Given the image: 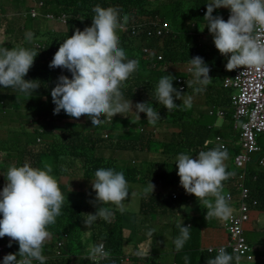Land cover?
<instances>
[{
    "label": "trees",
    "instance_id": "obj_1",
    "mask_svg": "<svg viewBox=\"0 0 264 264\" xmlns=\"http://www.w3.org/2000/svg\"><path fill=\"white\" fill-rule=\"evenodd\" d=\"M16 1L0 0V7L3 9L4 3L10 2V6L15 9L13 4ZM208 2L209 0H43L42 9L46 14L52 15V18L47 19L44 16L31 18L25 14L28 13L29 7L22 9L24 10L23 16L19 14L0 16V24L6 23V31L0 47L11 49L22 46L36 50L38 55L24 79L38 80L40 84V87L30 95L20 92L18 89L4 88L0 85V123L2 127L0 130V191L6 183L4 176H6L11 163L15 166H23L28 160L30 161L28 164L41 169L44 167V163L50 164L53 170L52 174L55 173L57 177L68 176L71 179L74 176H79L82 181H92L95 171L99 168L122 171L128 181L130 192L129 198L124 201V204L130 200L134 201L131 196L132 186L137 183L140 184V187H144L143 189L148 186L144 185L149 175L156 179L152 183L159 185L152 195L149 194L147 197L139 195L138 212L133 213V207L128 206L123 212L112 207L113 215L108 221L98 219L89 228H86L83 223L86 219L85 214L88 210L89 213L94 214L100 206L91 202L94 201L95 192L91 188L87 192L76 193L77 196H75L73 191L67 192L64 186L59 185L61 191L71 194V198L64 203L62 214L56 218L55 224L49 226L51 237H58L62 234L69 235L73 231H77L88 234V238L83 243H81V239H78L74 247L66 248L65 252L69 254L68 258L59 257L54 253L55 248H50L45 252L50 258L48 261L45 260V264H118V262L110 263L109 260L94 263L89 256L77 255L81 247L88 251L90 245L100 243H103L105 251L113 256L122 254L125 246L134 250L136 254L145 253L147 250L139 251L140 245L150 243L151 237L148 235L150 230L147 228L155 221L162 224V221L167 219L169 226L173 229L180 228L179 226H191L200 230L206 228L203 211L200 209L202 206L194 195L187 194L180 186L175 163L179 154L195 152L214 134L212 128L205 126L200 121V114L195 115L194 119L192 118L195 111L202 112L201 108L204 104L209 105L212 110L227 109L230 104L232 91L223 87L225 76L222 74L223 69L219 68L220 63H227V58L220 55L215 48L213 37L208 31L207 22L204 19ZM96 5L104 8H117L121 21L127 16V21L132 19L133 22L136 20L150 22L143 32L140 30V34L136 35H131L130 32L121 33L119 28L117 29L120 39L119 46L125 50L127 59L139 62L135 76L128 78L125 87L121 89L124 98L131 100L134 108L135 104L139 102H148L152 105V102L155 101L152 96L154 97L155 88L161 77L173 76L175 78L173 87L179 90L177 78L183 77V74L188 76L187 78L183 77L185 82L182 84L183 88L179 90L183 96L180 100L175 101L178 105L177 108L168 113L169 111L165 107L162 106L160 109L154 106L161 117L154 129L159 126L165 130L162 140H154L150 138V135L142 134H132L130 137H126L124 132L117 128L121 124L129 123L147 127L149 123L145 113H140V117L137 116L135 119L125 120H121L115 115L111 122L106 120L98 127H93L91 120L86 116L79 119L71 118L63 110L59 114H53L55 105L52 102L51 90L55 87L59 76L65 75L71 78V73L66 69L50 68L49 64L66 38L73 35L76 29L82 31L85 27L91 26L94 15L92 9ZM228 10L219 8L214 10L213 15H219L225 20ZM60 14H65L64 20H57ZM13 16H16L17 25H23L21 27L23 29L22 40L13 31V20L11 19ZM36 19L40 24L45 25V31L35 30L32 32V40L29 41L26 39V33L31 32ZM152 22H156L157 25L166 23L171 32L161 36L148 37L146 33L153 28ZM175 25H180L181 29L174 28ZM204 35L206 39L203 38ZM12 37L14 40H11ZM41 39L43 41H40ZM32 42L40 46L33 45ZM143 49H147L148 52L143 53ZM160 53L161 59L157 60V55ZM196 56L202 57L208 65L209 76L212 79L205 91L193 95L192 88L187 87V81L193 79L191 73L186 71L177 73L175 68L189 65V59ZM214 69L221 71H219V77H216L217 74L212 76ZM189 96H192V107L184 109L183 101ZM18 103L24 106L25 118H29L37 128L27 130L23 126H19L20 129L11 128L6 131L10 123L5 120L11 119L12 108L15 106L17 109ZM20 116L23 117L21 114ZM228 117L232 121L230 113L225 118ZM69 119L72 121L69 122ZM62 124L69 128L66 133H61L53 141L51 139L43 140V135H50L51 130L58 129V125ZM132 126L129 125V127ZM40 128L43 129L42 132L39 130ZM59 130L64 131L62 128ZM7 132L8 135L11 134L8 137L11 146L5 138ZM217 134L221 136L218 143L200 149L206 151L223 144L228 147L229 153L236 154L238 152L232 146V140L228 142L220 132ZM12 135L24 140V146L18 151L17 158H11L15 153L13 147L16 145L17 139ZM103 135L106 137L103 138ZM129 138L133 140L134 145L127 144ZM127 148L139 151L147 150L157 154L158 158L153 162L145 159L146 163H144L135 162L133 159L119 161L114 157H108L107 153L110 151H122ZM250 170L247 187L250 189L251 198L257 201L256 205H250L253 210L251 213L255 210L262 212L264 211V167L254 163ZM167 209L174 210L173 214L169 213L168 218L165 213ZM129 210L131 212L128 213ZM204 213L206 214V209H204ZM159 217H162L163 220ZM0 219H2V214H0ZM124 230L129 231V234L124 235ZM246 238L252 244L253 239L247 231ZM262 241L264 242V239ZM227 242H230V237ZM187 245L184 244L183 247ZM49 247L51 244L47 245L45 249ZM18 251L17 242L13 241L9 247L7 237L0 238V260H3L4 256L16 254ZM226 251L233 255L231 250ZM216 255L217 253L209 254L206 250L199 256L197 264H206L209 258H214ZM262 255H264V247ZM70 256H74V258ZM151 257L152 255H148L146 262L151 261ZM19 259L21 258L18 256L17 260ZM135 260L132 258L129 264H133ZM74 261L76 262L73 263ZM33 264H39V261L34 260Z\"/></svg>",
    "mask_w": 264,
    "mask_h": 264
},
{
    "label": "clouds",
    "instance_id": "obj_2",
    "mask_svg": "<svg viewBox=\"0 0 264 264\" xmlns=\"http://www.w3.org/2000/svg\"><path fill=\"white\" fill-rule=\"evenodd\" d=\"M42 6L41 1L29 5V11L25 14L31 18L41 16L47 19L52 18V15L43 11ZM219 8L229 9L230 15L227 21L219 15H213L214 10ZM92 11L94 15L91 26L85 27L82 31L76 29L73 35L66 38L54 54L49 67L66 69L71 73V78L65 75L59 76L55 87L51 90L52 102L55 105L53 114H59L63 110L71 118L79 119L86 116L91 120L93 127H98L106 120H112L115 115L124 116L132 110V101L124 98L121 89L125 87V82L130 75L135 74L139 62L127 59L125 50L119 46L117 29L121 27V23L127 21L128 17L125 16L121 21L119 10L115 7L104 8L96 5ZM64 18L65 14H60L57 20H64ZM204 19L213 37L215 48L220 55L227 58L225 65L227 71L239 68L264 69V0H209ZM119 30L125 34L129 32L120 28ZM21 37L23 39V32ZM32 38L33 33H26L27 40L31 41ZM32 43L40 46L35 42ZM37 55L36 50L22 46L11 49L0 47V85L4 88L18 89L29 95L36 91L40 87L38 80H25L24 77L33 66ZM188 71L193 79L187 81V87L192 88L193 95L205 91L212 78L209 76L210 68L203 58L196 56L189 59ZM174 79L171 75L161 77L155 88L154 97L152 96L155 100L152 102L153 106L148 102L136 103V115L140 117V113H145L148 123L155 126L161 117L154 106L160 109L163 106L167 111L177 108L175 101L180 100L183 94L173 87ZM184 82L185 79L182 84ZM191 107L192 96H189L183 101V108ZM218 110L224 112L223 119L229 113L232 116L230 104L227 109L213 111ZM231 122L232 129L237 132V135L228 142L232 140V146L238 150L236 154L229 153L228 147L223 144L206 151L200 149L219 142L221 136L217 133L220 131L209 127L214 130V134L204 142L203 146L198 147L199 152L181 153L176 157L175 165L178 169L180 186L187 194H192L199 200L205 222L216 218L227 224L232 215H237L239 205L233 202L239 196V185L246 183L247 186L249 179L251 170H246L244 182L239 176L232 177L228 181L229 186L223 190L222 182L232 175L226 170L225 161L235 159L242 152L241 135L238 133L239 130L234 128L233 120ZM154 126L147 127L153 131ZM144 128L146 127L138 125L132 134L143 135ZM262 150L264 155V149ZM254 163L261 166L259 160H251L246 168L250 169ZM230 169L238 170L239 168L235 165ZM51 172L52 166L48 163H44L43 169L32 167L28 163L23 166L8 167L4 176L6 183L0 191V214H2L0 238L9 237V247L13 241L17 242L19 251L16 254L4 256L3 260H0L3 264H33L34 260L39 261V264H45V260L50 259L48 255L45 254L46 258L43 255L44 244L51 237L48 228L55 224L56 218L62 214V207L67 200ZM91 187L95 192L94 201L91 202L100 206L94 214H85L86 219L83 223L86 228L98 219L108 221L113 215L112 206L121 212L125 211L124 201L128 200L130 192L128 181L122 171L118 172L111 168L97 169L91 181ZM154 189L155 185L150 181L143 193H131V196L147 197L149 194L152 195ZM227 194H230L232 199H229ZM252 211L250 208L249 213ZM248 222L243 225L244 235H246ZM179 227L180 236L174 240L177 251L181 250L189 239L191 228V226ZM148 235L151 237L153 232L149 231ZM68 238L69 235H64L61 245L54 247V253L59 257H69V254L65 252V249L69 247ZM250 245L256 255L255 247ZM209 251L212 250L209 249ZM87 253L93 260L105 258L102 262L109 260L110 263L118 262L119 264L128 261V257L123 253L113 256L105 251L103 243L90 245L88 251L85 249V253L81 256L84 257ZM148 255L153 257L156 254L147 250V253L136 258L133 264H148L146 262ZM18 256L21 259L17 260ZM70 257L74 258V256ZM121 258L127 260L121 261ZM184 259L187 262L188 257L185 256ZM234 259L235 264H240L239 255L233 257L224 247H221L217 250V255L209 258L206 264H233Z\"/></svg>",
    "mask_w": 264,
    "mask_h": 264
},
{
    "label": "rangeland",
    "instance_id": "obj_3",
    "mask_svg": "<svg viewBox=\"0 0 264 264\" xmlns=\"http://www.w3.org/2000/svg\"><path fill=\"white\" fill-rule=\"evenodd\" d=\"M39 1H43V0H17L13 6L15 7L12 8L10 6V2L4 3V8L2 9V7H0V16L2 15H21L23 16V11L22 9H28L29 5H32L36 2ZM223 10L225 8H222ZM228 10V9H225ZM16 16L11 17V19L13 20V31H15V34L22 40L21 37V33L23 32V29L21 28L23 25H17V21H16ZM174 28L177 29H181L180 25H175ZM39 29L41 32L45 31V25H42L39 23V21L36 19L33 22L32 25V29H31V33L34 32L35 30ZM6 31V23H1L0 24V44H1V40L4 39V33ZM3 34V35H2ZM203 38L206 39V36L204 35ZM11 40H14V37L11 38ZM40 41H43L42 39ZM158 56H161V53L157 55V60ZM225 64H221L219 68L223 69V76L225 77H230L231 76V72L227 71L225 68ZM189 65H181L177 68H175L177 70V73H182L183 71H186L187 73H190L188 71ZM212 71V70H211ZM220 70H216L214 69V74L212 75L213 77L215 76V74H217L216 77L220 76ZM213 72V71H212ZM135 74L132 73L130 75L129 78L134 77ZM184 78H187L188 76H185L183 74ZM180 79V83L182 84L183 82V78L179 77ZM178 83V81H176ZM178 83V84H180ZM215 84H217V82H215ZM23 104L18 103L17 104V109L15 108V106L12 108V112L13 114L10 116L11 119L9 118V120H5V122L10 123V126L7 127L6 131L8 129L14 128L17 129L19 128V126H23L25 129L27 130H34L35 127L37 128L36 124L34 125L31 120L29 118H25L24 116V112L25 110H23ZM208 109L209 105L204 104L203 107L201 108L202 112L200 110H196L194 115L192 116V118H195V115H199V119L200 121H202V123L205 126H209V127H213L214 129H218L222 135V137L228 141L230 139H234L237 135V132L234 131L232 129V122L230 120V118H216L214 116H210L208 115ZM230 112V110H229ZM170 113V111L168 112ZM20 114L23 116L21 117ZM117 116L119 117V119L121 120H125V119H135L137 118L136 115V111L135 108L132 107V110H130L128 113H125L124 116L117 114ZM126 116V117H125ZM103 118V117H102ZM69 122H71L72 120L69 119ZM112 120H110L111 122ZM78 122V121H77ZM157 124V123H156ZM155 124V125H156ZM133 125V123H129V124H121L119 125L117 128H120V131L124 132V135L126 137H130V135L132 134V132L135 131L136 127L138 125L134 124L132 127H129ZM148 126H154V125H150L148 124ZM1 123H0V130H1ZM59 128H62L64 131L59 130ZM175 128V127H174ZM20 129V128H19ZM41 130V128L39 129ZM67 130H69V128L65 125H58V129H53L50 131V135H43L42 138L44 141H48L51 139V141L55 140L57 138V136H59L61 133H66ZM163 131H165L162 127L156 126V128L151 131V129L149 127L144 128L143 131V135H150L151 139L154 140H162V135H163ZM42 132V130H41ZM240 133V132H238ZM11 136V134L8 135L5 134V138L6 141L8 142V137ZM13 137L17 138L16 139V145L13 147V149L15 150V153H13V155L11 156V158H17L18 157V151L20 150V148L22 146H24L23 144V139L16 136V135H12ZM257 139L259 140V144L260 146L264 149V134L261 136H257ZM123 143V142H122ZM8 144L11 146L10 142H8ZM127 144L128 145H134V142L131 138H129L127 140ZM197 152L200 151V149L197 148L196 150ZM108 157H114L116 159H118L119 161H124L126 159H133L135 162H145V159H148L150 162H153L154 160H157L158 155L152 152H148L146 151H139L138 149L136 150H132L131 148H127L125 150L122 151H110L107 153ZM256 152H248L245 154L246 157H248L250 160H254L257 161L260 159V157H258L256 155ZM195 158V157H194ZM242 159H227L225 161L226 164V170L228 172H231L232 175L230 176V178H228L227 180L223 181V190L226 188V186H229V182L230 179L232 177H236L239 176L241 174V170H250L247 169L244 166H239L238 170H231L230 167L231 166H235L237 162L241 161ZM13 161V160H12ZM11 161V162H12ZM1 162V161H0ZM30 161L28 160L27 163H29ZM11 165H14L13 163H11ZM34 167V166H32ZM40 168V167H39ZM43 169V168H42ZM144 171V170H143ZM53 172V170H52ZM52 172L50 173L52 176H54L57 181L59 182L60 186H64L66 188L67 192H74L75 196L76 193H81L83 191H88L89 189H91V181L89 180H85L82 181V179L79 176H74L73 178H69L68 176H59L57 177V175L52 174ZM155 177H151V175H149V177L145 180V185H149L150 181L153 182L155 181ZM155 185V189H158V184H154ZM144 187H140V184L137 183L134 186L131 187L132 193H137V194H141L143 193ZM62 191V194L65 196V198H67V200H65V202L69 201L71 198V194ZM85 193V192H84ZM133 200H130L129 202L125 203V206L127 207H133V213L138 212L139 210V195L137 196H132ZM83 198V197H82ZM114 207V206H112ZM115 208V207H114ZM186 210H188V208H185ZM131 212V210L128 211V213ZM174 210H165L166 216L168 218L169 213L173 214ZM89 213V210L87 211V214ZM132 213V214H133ZM159 219L163 220L162 217H159ZM164 225V226H162ZM226 224L224 223V221H221L219 219H211L209 221L206 220V229L208 231V234L205 233L204 237H203V241L200 242V244L194 248L192 247V245H190V235H189V239L185 242L186 244H189L185 247H183L181 250L177 251L175 249V245L173 242V239H176L178 236H180V228H176L173 229L169 226L167 219L162 221V224H158L156 221L154 224H151L150 226H148L147 230H150L153 232V235L151 236V241L148 245L145 244H141L140 245V249L139 251L142 250H149L151 252H153L154 255L152 257V260L148 262V264H197L198 260H199V256L201 255L202 252L206 251V249L208 247H216L219 245H223L227 242L228 240V235L226 232ZM190 230L192 231L193 234H199L200 233V229L196 228V227H191ZM246 230L247 232H249V236L251 235V238L253 239V242H251L253 245H257L259 242H261L264 239V211L260 212L258 210H255L253 213H250V219H249V223L246 225ZM124 235H128L129 231L124 230L123 231ZM212 234V235H209ZM64 235H68V234H62L58 237H50V239H48L43 247V255L46 258L45 252L47 250H49L50 248L54 249V247L56 246H60L62 243V240L64 239ZM7 237V236H6ZM88 238V234L86 233H81V232H77V231H73L72 233L69 234V238H68V244H69V248L70 246L74 247L75 243L78 241V239H81V243H83L85 241V239ZM211 238L210 241H208V239ZM7 241H10V238L7 237ZM51 244V247L46 248L45 247L47 245ZM85 253V249H83L81 247L80 252L78 253L77 256L83 255ZM147 251L144 253H135L134 250H130L128 249L126 246L123 249V255L128 257V261H124L122 263L119 264H129L130 260L132 258H138L139 256H142L144 254H146ZM89 254L87 253L88 256ZM187 256L188 260L187 262L185 261L184 257ZM259 259H261L262 261H264V255L259 257ZM75 263V261L73 262Z\"/></svg>",
    "mask_w": 264,
    "mask_h": 264
},
{
    "label": "built area",
    "instance_id": "obj_4",
    "mask_svg": "<svg viewBox=\"0 0 264 264\" xmlns=\"http://www.w3.org/2000/svg\"><path fill=\"white\" fill-rule=\"evenodd\" d=\"M230 11L228 10L225 21L229 18ZM150 22L138 21L133 22L126 21L121 23L120 29L123 31H129L132 35L140 34L139 31L149 25ZM152 29L147 31V36H161L164 33L171 32L169 26L166 23L157 25L156 22H152ZM147 49H143V53H147ZM161 59V56H158ZM180 83V79H177ZM224 88L232 90L230 96V109L232 112V120L234 122V128L239 130L240 144L242 146V152L236 156L237 159H242L236 163V166L246 167L247 163L251 160L245 156L248 152H256L260 157L259 164L264 166V155L261 146L259 145L257 136H261L264 133V69H247L239 68L231 71L230 77H225L223 82ZM179 90L183 88L182 84H179ZM208 115L222 118L224 112L222 110L213 111L210 109ZM106 137V135H103ZM235 158V159H236ZM239 175L242 182L246 179V170ZM246 183L239 185V196L234 204L239 205V212L237 215H232L226 224V230L230 242H226L223 245L216 247H208L206 250L209 254L217 253V250L224 247L226 250H231L233 256L239 255L241 257L240 264H264V262L257 258L253 247L248 243L246 235H244L243 225L250 219V205H256L257 201L251 198L250 190L245 185ZM229 199H232L230 194H227ZM211 249L212 251H209ZM103 259L93 260L94 263L102 262ZM127 260L121 258V261ZM3 264V261H0ZM235 264V259L233 260Z\"/></svg>",
    "mask_w": 264,
    "mask_h": 264
},
{
    "label": "crops",
    "instance_id": "obj_5",
    "mask_svg": "<svg viewBox=\"0 0 264 264\" xmlns=\"http://www.w3.org/2000/svg\"><path fill=\"white\" fill-rule=\"evenodd\" d=\"M249 223V222H248ZM205 233L208 234V231L207 229H202L200 230V233L199 234H193L192 231L189 229V234H190V244L196 248L200 242L203 241V237L205 235ZM209 235H212V234H209ZM211 238L208 239V241H210ZM186 244V243H185ZM189 245V244H188ZM255 247V251H256V256L259 258L262 255V250H263V247H264V242H259L257 245H253ZM264 262V261H263Z\"/></svg>",
    "mask_w": 264,
    "mask_h": 264
}]
</instances>
